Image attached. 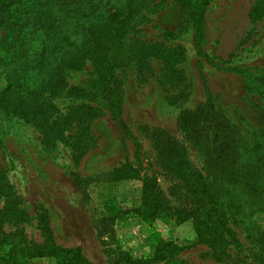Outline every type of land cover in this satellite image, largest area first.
Instances as JSON below:
<instances>
[{
    "label": "rangeland",
    "instance_id": "374dc122",
    "mask_svg": "<svg viewBox=\"0 0 264 264\" xmlns=\"http://www.w3.org/2000/svg\"><path fill=\"white\" fill-rule=\"evenodd\" d=\"M253 1L210 0L204 14L202 45L210 60L207 63L194 54L190 23L177 6L171 0H144L130 37L180 46L184 58L179 67L189 91L185 101L170 104L155 80L140 84L131 70L116 72L122 86L120 118L140 146L138 152L111 121L103 103L88 95L86 82L92 79L89 64L78 71L65 72L63 89L47 98L52 108L50 120L65 116L76 105L97 109V115L88 122L89 148L77 163L71 160L69 149L75 125L64 132L65 140L50 144L45 140L48 131L0 106V166L20 198L19 207L29 215L25 224L4 225L2 230L20 229L27 239L39 243L34 219L39 205L47 212L55 244L65 249L79 248L92 263L110 264L111 258L105 252L115 246L133 258H148L156 238L182 247L173 259L175 264H220L211 259L205 246L192 244L191 220L181 224L142 221L133 212L139 207L141 180L148 178L154 179L170 206H176L170 196L171 182L156 166L143 130H165L182 141L190 163L206 176L202 151L182 138L176 129V118L181 111L207 103L228 123L233 136L241 140L237 154L242 157L239 162H245L243 158H247L253 140L264 138L260 122L264 115V16L248 18ZM88 2L91 6H115L119 0ZM152 66L156 70L159 64L153 62ZM130 169L138 179L130 178ZM219 198L233 204L229 220L241 245L237 250L230 249L231 260L226 263L264 264V214L249 207L236 190H220ZM34 262L53 261L42 258Z\"/></svg>",
    "mask_w": 264,
    "mask_h": 264
},
{
    "label": "trees",
    "instance_id": "16d2710c",
    "mask_svg": "<svg viewBox=\"0 0 264 264\" xmlns=\"http://www.w3.org/2000/svg\"><path fill=\"white\" fill-rule=\"evenodd\" d=\"M171 1L190 23L194 54L210 63L202 51L204 14L210 0ZM90 4L88 0H0V106L48 131L45 140L50 144L65 140L64 132L75 125L69 137L74 163L89 148L88 122L97 115V109L76 105L65 116L50 120L52 108L47 98L63 89L65 72L90 65L88 95L103 103L111 121L133 142L135 152L140 146L120 118L122 86L116 72L131 70L140 84L155 80L170 104L185 101L189 91L179 67L184 58L180 46L130 37L144 0H119L115 6ZM247 16H264V0H254ZM153 62L159 64L156 70ZM260 122L264 128V115ZM176 129L188 144L202 151L206 176L190 163L182 141L165 130L145 128L143 133L154 152L156 166L171 182L170 196L176 206H170L154 179L148 178L141 180L140 203L133 212L142 221L181 224L191 220L192 244L205 246L214 262L227 264L230 249L237 250L241 245L229 220L233 204L230 200L221 202L219 191L236 190L249 207L264 214V138L253 140L247 158H243L245 162L240 163L242 157L237 150L241 140L207 103L181 111ZM130 172V178L138 179L134 170ZM0 200V264H35L42 258L51 259V264H96L88 261L79 248L65 249L55 244L47 212L39 205L34 217L39 243L27 239L20 229L2 230L4 225L25 224L29 215L19 207L20 198L1 166ZM181 250L173 241L155 238L148 258H133L116 246L105 253L111 258L110 264H175L173 259Z\"/></svg>",
    "mask_w": 264,
    "mask_h": 264
}]
</instances>
